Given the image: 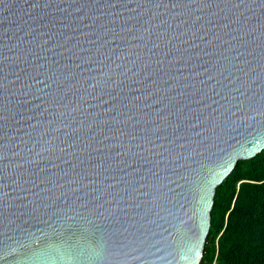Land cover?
<instances>
[{
	"label": "water",
	"instance_id": "obj_1",
	"mask_svg": "<svg viewBox=\"0 0 264 264\" xmlns=\"http://www.w3.org/2000/svg\"><path fill=\"white\" fill-rule=\"evenodd\" d=\"M263 148L264 0H0V264H199Z\"/></svg>",
	"mask_w": 264,
	"mask_h": 264
},
{
	"label": "trees",
	"instance_id": "obj_2",
	"mask_svg": "<svg viewBox=\"0 0 264 264\" xmlns=\"http://www.w3.org/2000/svg\"><path fill=\"white\" fill-rule=\"evenodd\" d=\"M199 264H264V148L217 186Z\"/></svg>",
	"mask_w": 264,
	"mask_h": 264
}]
</instances>
